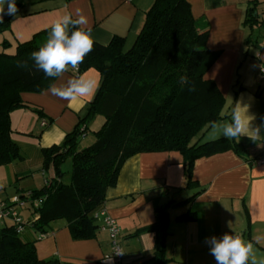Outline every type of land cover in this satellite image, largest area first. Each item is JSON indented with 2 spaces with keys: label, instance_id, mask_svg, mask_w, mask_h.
I'll list each match as a JSON object with an SVG mask.
<instances>
[{
  "label": "crops",
  "instance_id": "obj_1",
  "mask_svg": "<svg viewBox=\"0 0 264 264\" xmlns=\"http://www.w3.org/2000/svg\"><path fill=\"white\" fill-rule=\"evenodd\" d=\"M186 1L193 19L208 26L209 52L218 54L205 79L212 81L222 94L223 113L232 116L238 110L250 120L248 136L240 138L256 142L249 150L250 158L256 161L248 165L232 152L195 161L192 177L204 191L189 200L196 190L182 189L185 179L178 153L136 155L123 164L115 187L107 190L105 202L93 217L95 220L97 212L105 210L115 220L123 253L121 264L154 262L159 235L150 232L131 236L154 224L156 208H166L168 216L164 264H216L208 240L226 232L252 244L249 264H264V82L260 80V69L264 66V0ZM151 6L147 0H17V15L11 19L9 28L0 33V53L12 55L17 45L33 39L43 45L49 37V25L65 15L73 19L86 16L87 24L79 27L90 30L94 42L100 46L120 37L125 40V47H130ZM251 8L257 16V25L252 28L243 25ZM8 16L5 14L3 18ZM247 37H250L248 46ZM3 43L8 45L6 50ZM237 73L239 78L233 89ZM81 76L96 85L85 97L67 101L49 91L21 95L24 104L42 115L39 117L27 108L10 114L11 139L19 147L21 160L0 167V200L10 201L38 190L39 172L44 186L41 150L62 143L97 91L100 76L95 70ZM77 78L72 73H63L54 85L64 87ZM42 121L47 122L46 127H41ZM228 122L225 119L220 125ZM252 129H258L259 136ZM17 213L22 218L24 210ZM26 214L24 222L31 218L30 213ZM186 214H191V218L181 219ZM95 223L99 227L97 220ZM10 225H13L10 221L0 222V229ZM20 239L24 243L34 242L40 261L110 264L102 261L110 251L108 235L99 230L94 239L74 241L66 223L60 220L49 225L45 238L27 228Z\"/></svg>",
  "mask_w": 264,
  "mask_h": 264
},
{
  "label": "trees",
  "instance_id": "obj_2",
  "mask_svg": "<svg viewBox=\"0 0 264 264\" xmlns=\"http://www.w3.org/2000/svg\"><path fill=\"white\" fill-rule=\"evenodd\" d=\"M12 18H3L0 33L9 28ZM243 25H257L253 8L247 11ZM207 37L208 26L193 19L186 0H154L127 50L120 37H113L106 46L94 42L77 73L71 67L64 72L77 78L93 69L100 76L99 85L83 117L78 118L62 143L41 150L45 184L40 190L19 196L39 204L36 208L25 206L31 218L26 222L20 218L21 233L14 225L0 229V264L57 263L40 261L34 242L21 241L20 235L27 228L46 235L51 223L62 220L72 240L94 239L99 230L94 212L105 202L107 190L115 187L123 164L136 155L178 153L184 170L182 189L196 190L189 200L204 191L192 177L195 161L226 152L248 165L256 161L249 152L256 146L253 140L220 138L199 143L206 129L218 121L231 120V115L223 113L225 100L217 86L205 79L218 58L217 53L209 52ZM249 42L247 37L245 45ZM43 45L33 39L17 45L12 55L0 53V167L21 160L19 147L11 139L10 114L27 108L42 115L24 104L21 95H40L58 79L45 77L30 59L31 53ZM7 46L2 44L4 50ZM238 78L237 73L233 89ZM95 117H100L102 123L93 132V142L77 150L78 139ZM67 159L71 161V172L68 183H63L61 166ZM154 214V224L131 237L150 232L159 235L152 264H164L166 208H156ZM191 216L186 214L181 219Z\"/></svg>",
  "mask_w": 264,
  "mask_h": 264
},
{
  "label": "clouds",
  "instance_id": "obj_3",
  "mask_svg": "<svg viewBox=\"0 0 264 264\" xmlns=\"http://www.w3.org/2000/svg\"><path fill=\"white\" fill-rule=\"evenodd\" d=\"M17 13V0H0V23L3 22L5 14L16 16ZM87 22V17L84 15H78L76 19L71 15L55 19L49 25L50 33L44 45L30 55L35 68L49 78H59L69 67L77 68L93 48L94 40L90 30L77 27ZM95 86L94 81L81 76L69 80L64 87L50 84L48 91L53 96L72 101L90 95ZM221 127L223 137L236 139L247 135L250 130V120H246L238 110H234L230 122L224 123ZM252 130L255 131L256 136H259L258 129ZM208 244L216 264H249L252 244L233 234L226 232L220 237L212 236Z\"/></svg>",
  "mask_w": 264,
  "mask_h": 264
},
{
  "label": "built area",
  "instance_id": "obj_4",
  "mask_svg": "<svg viewBox=\"0 0 264 264\" xmlns=\"http://www.w3.org/2000/svg\"><path fill=\"white\" fill-rule=\"evenodd\" d=\"M130 1V0H129ZM73 72L77 73V68L73 69ZM260 80L264 82V66L260 69ZM47 122L42 121L41 127H46ZM262 161H259L261 163ZM27 204L36 208L39 201L29 202L26 198L21 199L20 197H15L10 201L0 200V222L10 221L16 227V232L21 233L22 227L20 226L21 219L17 213L18 208H24ZM95 220H97L99 225V231L105 232L108 235L110 251L102 259L103 262L110 264H121L123 253L119 243V229L114 219L106 214L105 210H100L95 215ZM46 235H41L40 238H45Z\"/></svg>",
  "mask_w": 264,
  "mask_h": 264
},
{
  "label": "rangeland",
  "instance_id": "obj_5",
  "mask_svg": "<svg viewBox=\"0 0 264 264\" xmlns=\"http://www.w3.org/2000/svg\"><path fill=\"white\" fill-rule=\"evenodd\" d=\"M147 1L148 2H151V5L153 4V0H147ZM128 48L129 47H126V50ZM223 121H225V120H223ZM221 122L222 121H218L214 125H212L211 127H209L208 129H206L204 131V133L200 136L199 143L200 144H204L206 142L215 141L219 137H223V136H219L220 133H221L220 135H222V127L220 125ZM101 123H102V119L100 117H95V119L89 124L87 132L82 137H80L78 139L77 150H82V149L88 147L93 142V140H94V138H93V132H95V131H97L99 129ZM70 170H71V161H70V159H67L63 163V165L61 166V173H62L61 179H62L63 183H68V180L70 178V176H69ZM36 176H37V174H36ZM36 176L34 175V178ZM39 176H40L39 179H38V181L40 180L39 186L42 187L41 185L44 182H43V179L41 177L40 172H39ZM29 182H31V179L29 180ZM40 187H38V190H40ZM18 210H21V211L24 210V214L22 215V218L25 217L24 215H27L26 212L28 214L30 213V210H28L25 207L24 208H18L17 211ZM19 217L21 218V216H19Z\"/></svg>",
  "mask_w": 264,
  "mask_h": 264
}]
</instances>
